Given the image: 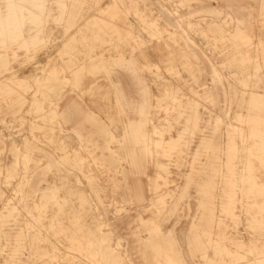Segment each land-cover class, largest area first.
<instances>
[{"label":"rangeland","instance_id":"374dc122","mask_svg":"<svg viewBox=\"0 0 264 264\" xmlns=\"http://www.w3.org/2000/svg\"><path fill=\"white\" fill-rule=\"evenodd\" d=\"M0 264H264V0H0Z\"/></svg>","mask_w":264,"mask_h":264},{"label":"crops","instance_id":"0c3cea01","mask_svg":"<svg viewBox=\"0 0 264 264\" xmlns=\"http://www.w3.org/2000/svg\"><path fill=\"white\" fill-rule=\"evenodd\" d=\"M124 81H125V79H124V80H120V82L122 83V85H124V87H123V86H122V87H123V88H124V90L126 91V88H128V87H126V86H125V83H124ZM123 83H124V84H123Z\"/></svg>","mask_w":264,"mask_h":264}]
</instances>
